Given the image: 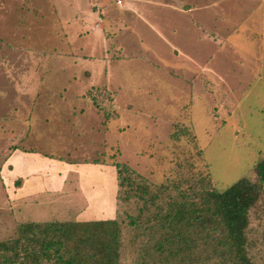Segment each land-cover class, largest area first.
Masks as SVG:
<instances>
[{"label":"rangeland","instance_id":"1","mask_svg":"<svg viewBox=\"0 0 264 264\" xmlns=\"http://www.w3.org/2000/svg\"><path fill=\"white\" fill-rule=\"evenodd\" d=\"M3 1L7 0H0V4ZM111 1V5H118L117 0ZM216 1L205 20L216 28L217 36L197 37L200 29H196L195 37H170V42L156 37L130 13L122 19L117 36L107 37L104 43L90 34L72 37L71 28L78 25L65 27L52 18L50 10L42 11L40 15L45 14L46 19L36 23L27 17L17 18L14 12H0V53L7 56L4 62L0 57V66L31 68L33 73L22 74L20 83L28 78V89L41 88L38 96L29 90L21 95L27 104L36 101L28 121L23 115L30 110L27 104L18 111L5 105L4 100L19 99L15 83L8 78L1 81L0 112L5 115L0 124L6 129L0 131V151L15 142L67 161L98 160L110 165L104 175L93 173V180L84 184L72 172L62 193H43L39 203L21 210L8 205L0 182V254L5 252L1 242L13 243L23 220L117 217L121 264H182L180 253L172 256L154 246L168 230L160 224V208L180 198L176 190L161 191L158 185L171 181L182 164L196 172L208 173L209 168L226 186L244 175L255 157L264 153V0ZM220 4L227 6V11L222 10L227 22L216 20L222 17ZM157 7L150 5L148 10L154 13ZM44 28L47 37L40 35ZM22 33L26 36L21 37ZM20 52L25 56L20 58ZM94 52L103 58L102 73L96 75L98 83L89 86L82 66L75 61ZM40 77L42 83L38 84ZM61 96L67 103L61 102ZM44 98L65 114L68 129L54 116L44 121L39 114ZM80 109L85 113L78 115ZM107 113H115V117L107 118ZM29 126L30 131L19 130ZM180 128L188 130L173 138L172 133ZM115 162L128 165L125 174H132V184L119 186ZM19 216L23 220L19 221ZM134 218L137 226L131 222ZM250 220L251 232L257 238L252 250L261 255L264 198L250 211ZM194 252L195 256L202 254L200 257L206 254L204 248Z\"/></svg>","mask_w":264,"mask_h":264},{"label":"trees","instance_id":"2","mask_svg":"<svg viewBox=\"0 0 264 264\" xmlns=\"http://www.w3.org/2000/svg\"><path fill=\"white\" fill-rule=\"evenodd\" d=\"M105 116L113 118L115 113ZM182 128L172 133L173 138H178L179 132H187ZM50 156L60 158L53 153ZM113 165L119 186L132 184V174H125L128 165ZM182 166L171 181L158 185L161 191L176 190L180 198L169 200L160 208V224L168 230L154 243L155 248L172 256L180 253L182 264H264V251L256 255L252 250L257 238L251 232L250 220V211L264 198V153L255 157L244 175L226 186L212 176L209 168L208 173H203ZM131 222L138 225L137 218ZM17 232L13 243L1 242L5 252L0 254V264H121L117 217L20 222ZM200 248L206 252L202 258V254L195 256L194 252Z\"/></svg>","mask_w":264,"mask_h":264},{"label":"crops","instance_id":"3","mask_svg":"<svg viewBox=\"0 0 264 264\" xmlns=\"http://www.w3.org/2000/svg\"><path fill=\"white\" fill-rule=\"evenodd\" d=\"M109 1L110 0H7L0 4V12H14L17 18L23 19L27 17L30 21H33L32 23H36L37 21H41L40 18L42 20L46 19L45 14L40 15L42 11L50 10L54 13L52 18L65 24V27L66 25L71 26L74 23L78 25L77 29L71 28L72 37H88L90 34L94 40L98 42L103 41L104 43L108 41L107 37L117 36L116 32L121 31L120 28L123 27L121 21L125 19L124 17L128 13L139 18L154 34H156V37H162L168 42L171 41L170 37H195L194 30L196 29H200L197 37L217 36L216 28L214 27V29L211 27V24H207L205 20L208 18L206 12L211 10L210 8L217 2L216 0H199L201 2H196L195 0H117L118 5H111L113 1ZM139 3L149 5L147 7H139ZM150 5L158 6L156 10H154V13L148 10ZM221 6V12L223 9L227 11V6ZM223 14L222 12V17H217L216 20H220L221 23L223 20L227 22L226 12L224 17ZM182 19L185 21H182ZM45 30L46 28H44V33L40 34L42 37H47V31ZM68 33L69 32L64 31L63 34L68 36ZM25 36L26 34L24 35L22 33L21 37ZM95 36L99 38L96 39ZM144 46L146 47L147 45L144 43ZM170 46L175 49L177 53H182L178 46L173 44H170ZM15 47L13 46L14 49ZM146 49L148 51L149 48ZM24 56L23 53H19L20 58ZM0 57L4 62L7 56L2 52L0 53ZM84 57L85 60L81 61L80 59H83L82 57L80 59L77 58L75 63L82 66V74L87 79L89 86L97 84L98 78L96 75L102 73L101 65L103 63V58H101V55H96L95 52L94 54H87ZM188 57L192 59L191 56L188 55ZM194 63L198 65L195 60ZM25 69L26 68L23 70L12 68V66L8 68L0 66V83L6 80L4 78H8L7 80L13 81L12 83L16 85L15 89L20 92L19 99L13 101L4 100L5 105L9 109L10 107L14 108L15 111H18L20 106L27 104L24 101V97L22 98L21 95L27 94V90L30 91V94H33L41 89L40 87L28 89L29 85L27 82L30 81L28 78L24 80V83H20L21 81L23 82L21 77L22 74L27 73L28 75L33 73L31 68ZM41 79L42 77L38 80L41 81ZM40 83H42V81L38 84ZM0 86H2V84H0ZM83 90H85V88ZM1 93H3V91ZM38 94L39 93H36L37 96ZM46 99L47 98H44L43 101V109L39 111L44 121H51L54 116L57 122L61 124L64 123L63 126L65 129L66 127L68 129L67 119L64 118L65 114H62V111L58 110L59 108L53 109L52 101ZM60 99H62L61 102H66L62 96ZM35 103L36 101L33 99L30 104L26 105L27 107L29 106L30 110L27 109L23 115H25L24 117H28V121L32 120L33 111L36 106ZM80 108L82 109V106H80ZM81 109L77 110L78 115L85 113V110ZM3 113L0 112V119L2 115H5ZM4 118H6V116H3V119ZM0 128V131L4 132L6 126L4 127L0 124ZM45 128L48 129L49 127L45 126ZM31 129L32 127L29 126V128H21L19 130L30 131ZM9 144L6 150L0 151V182L2 183L3 194L6 197L8 205L16 207V210L18 208L21 210L30 204L39 203L38 201L41 199L40 197L43 193H62L67 186L66 180L72 172H75L79 178H82V184H84L85 180H93L90 178L93 173L95 175H104L103 172L110 166L108 164L95 162H69L63 158L52 157L50 156V154H52L51 152L39 150L30 145L23 146L15 142ZM113 180L115 184V177ZM18 181L19 183H17ZM88 197L91 200L89 195ZM56 198L59 200V195H57ZM20 220H23L21 216H19V221ZM31 221L40 220L32 219ZM23 222H25V220H23Z\"/></svg>","mask_w":264,"mask_h":264}]
</instances>
